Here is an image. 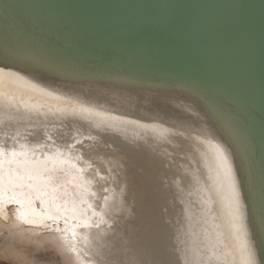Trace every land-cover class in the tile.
I'll return each mask as SVG.
<instances>
[{
	"label": "bare ground",
	"instance_id": "bare-ground-1",
	"mask_svg": "<svg viewBox=\"0 0 264 264\" xmlns=\"http://www.w3.org/2000/svg\"><path fill=\"white\" fill-rule=\"evenodd\" d=\"M8 2L27 23L34 0ZM52 55L0 51V213L61 224L83 264H244L232 157L190 94L37 60Z\"/></svg>",
	"mask_w": 264,
	"mask_h": 264
},
{
	"label": "water",
	"instance_id": "water-1",
	"mask_svg": "<svg viewBox=\"0 0 264 264\" xmlns=\"http://www.w3.org/2000/svg\"><path fill=\"white\" fill-rule=\"evenodd\" d=\"M8 1L0 0V51L53 54L37 60L77 75L128 76L178 104L190 94L196 121L232 157L248 238L242 261L264 264V40L255 24L264 30V0H77L85 13L75 28L50 10L58 0H34L35 10L18 2L27 23Z\"/></svg>",
	"mask_w": 264,
	"mask_h": 264
},
{
	"label": "rangeland",
	"instance_id": "rangeland-1",
	"mask_svg": "<svg viewBox=\"0 0 264 264\" xmlns=\"http://www.w3.org/2000/svg\"><path fill=\"white\" fill-rule=\"evenodd\" d=\"M56 4L57 5L56 6L53 5L52 8L60 12L63 11L64 17L67 19L70 27L75 28V25L77 24V19H79V15H81V11L82 13H85L84 12L85 8L81 9V7L77 5V0H69L65 3L62 2L61 0H58ZM4 15L6 17L5 20H7L11 24L14 23L15 14L4 12ZM48 18H49L48 21L54 22L55 18H53L52 15H50V17L48 16ZM83 21L85 22L84 16H82V25H83ZM255 24L258 26L259 31L261 33L260 36H262L264 40L263 27L258 25L257 23ZM1 31L3 33L6 30H0V33ZM54 31H57V23L54 25ZM16 210L17 209L14 205H7L5 207L4 213H0V225L3 224L2 226H0V250H1L0 264H83L82 256H79L76 251L75 252L73 251L72 245H67L66 243L67 240H65V237H63V233H62L63 231L61 230V226H62L61 224H55V223H50V222H46L47 224L46 226L26 224L22 221H19L17 217H15L16 216L15 213H17ZM8 225L10 226V228ZM27 226H30V227H27ZM23 227L25 228L23 229ZM37 237H39V240H37L38 239ZM13 243H15L14 244L15 246L13 245ZM3 251L5 254L2 253ZM14 252L15 253L17 252L20 255H18L17 253L15 254ZM18 257L20 259H18ZM136 263L146 264L144 260H142L141 262L140 260H138L136 261Z\"/></svg>",
	"mask_w": 264,
	"mask_h": 264
}]
</instances>
